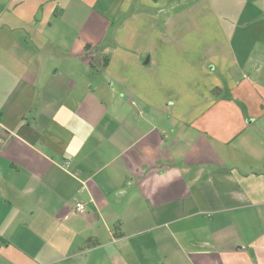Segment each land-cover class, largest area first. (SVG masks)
Here are the masks:
<instances>
[{"label":"crops","instance_id":"1","mask_svg":"<svg viewBox=\"0 0 264 264\" xmlns=\"http://www.w3.org/2000/svg\"><path fill=\"white\" fill-rule=\"evenodd\" d=\"M0 264H264V0H0Z\"/></svg>","mask_w":264,"mask_h":264},{"label":"built area","instance_id":"2","mask_svg":"<svg viewBox=\"0 0 264 264\" xmlns=\"http://www.w3.org/2000/svg\"><path fill=\"white\" fill-rule=\"evenodd\" d=\"M75 211L78 213H83L85 211V205L83 203H77L75 206Z\"/></svg>","mask_w":264,"mask_h":264},{"label":"rangeland","instance_id":"3","mask_svg":"<svg viewBox=\"0 0 264 264\" xmlns=\"http://www.w3.org/2000/svg\"><path fill=\"white\" fill-rule=\"evenodd\" d=\"M134 46H136V44H134V43H132ZM119 49H123V50H126L127 49V47H126V45L125 44H122L120 47H119ZM114 49H112V51H113Z\"/></svg>","mask_w":264,"mask_h":264}]
</instances>
